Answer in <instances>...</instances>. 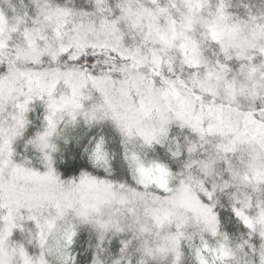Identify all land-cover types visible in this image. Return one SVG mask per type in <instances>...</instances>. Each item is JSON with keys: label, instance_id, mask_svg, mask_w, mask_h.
Here are the masks:
<instances>
[{"label": "snow or ice", "instance_id": "snow-or-ice-1", "mask_svg": "<svg viewBox=\"0 0 264 264\" xmlns=\"http://www.w3.org/2000/svg\"><path fill=\"white\" fill-rule=\"evenodd\" d=\"M0 264H264V0H0Z\"/></svg>", "mask_w": 264, "mask_h": 264}]
</instances>
